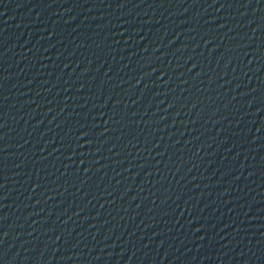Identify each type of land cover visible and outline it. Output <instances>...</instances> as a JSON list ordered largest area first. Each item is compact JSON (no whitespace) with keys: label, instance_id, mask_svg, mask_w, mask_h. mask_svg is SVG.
I'll return each instance as SVG.
<instances>
[{"label":"water","instance_id":"obj_1","mask_svg":"<svg viewBox=\"0 0 264 264\" xmlns=\"http://www.w3.org/2000/svg\"><path fill=\"white\" fill-rule=\"evenodd\" d=\"M0 264H264V0H0Z\"/></svg>","mask_w":264,"mask_h":264}]
</instances>
